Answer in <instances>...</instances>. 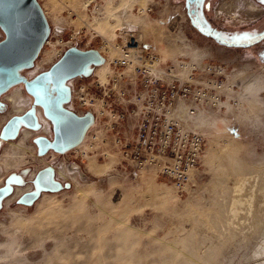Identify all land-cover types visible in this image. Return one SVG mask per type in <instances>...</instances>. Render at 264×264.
<instances>
[{
	"label": "rangeland",
	"instance_id": "1",
	"mask_svg": "<svg viewBox=\"0 0 264 264\" xmlns=\"http://www.w3.org/2000/svg\"><path fill=\"white\" fill-rule=\"evenodd\" d=\"M37 1L47 13L49 43L19 72L29 81L49 70L68 47L96 49L104 57L102 52L111 50L104 41L113 49L128 28L117 26L113 17L104 21L107 4L121 0H92L89 7L87 0ZM128 11L143 18V29H129L160 58L166 73L182 60L196 64L186 103L201 113L196 130L204 145L193 179L179 189L151 169L134 171L104 119L101 135L80 149L39 155L34 138H51L52 124L24 83H12L0 92V132L32 107L40 111L43 126L21 125L16 137L7 139L19 144L22 129L31 131L23 164L6 167L7 142L0 139V187L13 174L21 179L0 201V264H264V0H201L198 6L194 0H136ZM192 21L220 33L221 40ZM4 37L0 28V41ZM198 54L203 65L194 57ZM100 67L75 80L96 91L98 99L102 87L94 83L110 79ZM15 91L21 95L17 111L5 99ZM69 164L83 178L75 168L61 177ZM45 167L55 169L62 188L41 191L30 205L20 203ZM239 198L243 203L234 202ZM13 212L21 222L13 221Z\"/></svg>",
	"mask_w": 264,
	"mask_h": 264
},
{
	"label": "built area",
	"instance_id": "2",
	"mask_svg": "<svg viewBox=\"0 0 264 264\" xmlns=\"http://www.w3.org/2000/svg\"><path fill=\"white\" fill-rule=\"evenodd\" d=\"M135 34L136 31L128 29L122 41L116 42L117 56L102 52L103 60L105 58L113 70L111 68L107 83H94L96 88L102 87L101 99L96 97V91L75 83L81 77L76 76L65 80L70 99L63 105L64 108L70 105L72 111L66 109L78 116L92 114L93 123L85 132L84 143L101 135L98 126L104 119L101 122L116 133L113 136L121 155L134 171L151 169L182 189L193 179L204 145L202 134L193 129L188 120L183 123L176 117L179 103L188 100L190 83L197 76L192 71L189 75L192 81L184 77L183 60L174 65L176 71L166 73L160 58L136 39ZM61 40H64L62 36ZM195 111L191 105L188 107V113ZM83 145L72 149H80Z\"/></svg>",
	"mask_w": 264,
	"mask_h": 264
},
{
	"label": "water",
	"instance_id": "3",
	"mask_svg": "<svg viewBox=\"0 0 264 264\" xmlns=\"http://www.w3.org/2000/svg\"><path fill=\"white\" fill-rule=\"evenodd\" d=\"M193 25L202 33L214 39H220V33H211L201 24ZM0 28L5 34L0 41V92L12 83L23 82L25 89L34 98V105L41 108L42 114L52 124L53 137L37 136L34 142L39 155L49 150L64 152L78 145L93 116L87 112L78 116L64 108V102L70 99V90L65 80L76 76H88L91 69L103 62L96 49L81 50L68 48L49 70L38 74L32 80L17 75L20 66H31L49 36V22L37 0H0ZM9 74L6 75V73ZM11 72V73H10ZM87 73V74H86ZM21 125L32 129L41 126L35 107L23 115L14 116L7 121L0 132V139L14 138ZM43 178V179H42ZM21 179L12 175L3 187H0V201L11 193V183H20ZM34 189L21 195L19 202L30 205L41 191H58L62 184L55 179L54 169L45 167L39 170L32 181ZM66 186H69L66 184Z\"/></svg>",
	"mask_w": 264,
	"mask_h": 264
},
{
	"label": "bare ground",
	"instance_id": "4",
	"mask_svg": "<svg viewBox=\"0 0 264 264\" xmlns=\"http://www.w3.org/2000/svg\"><path fill=\"white\" fill-rule=\"evenodd\" d=\"M91 2H92V0H87V1H85V4H86V7H89L90 5H91ZM134 2H136V0H121V2L117 5V6H115L114 4H113V2L112 1H110L108 4H107V6H106V13H105V18H104V21L105 22H108V20L111 18V17H113L114 19H115V22L118 24L117 26H122V28H124L125 26H127L128 28H125V30L124 31H122L121 32V34H125V32L130 28V27H132V26H137V27H140L141 29H143V27H144V22H143V18H141V17H132L130 14H129V8H130V6L132 5V3H134ZM243 3V2H242ZM232 5V4H231ZM233 7V6H232ZM142 8H143V6H142ZM236 8V7H235ZM43 9V8H42ZM43 12H44V14H45V16L47 15V13H46V11H44L43 10ZM46 18H47V16H46ZM49 22V21H48ZM50 26V25H49ZM133 31H135V30H133ZM54 32H56V33H59L60 32V30H58V29H54ZM46 41H47V39H46ZM44 42V44H43V46H45V44H47V43H49V40H48V42ZM105 43V45L106 46H108L107 47V51H109V49H111L110 50V56L111 57H113V56H117V54H118V51H117V49H115V47L112 49V47H113V45L111 44V41H104ZM104 45V46H105ZM42 46V47H43ZM70 46V45H69ZM68 48H71V47H68ZM103 48V47H102ZM98 53L100 54V52L98 51ZM173 53V52H172ZM61 55H62V53H61ZM60 55V56H61ZM101 55V54H100ZM184 55H186L187 57H190L191 58V56H188L189 54H187V53H185ZM183 55V56H184ZM38 56V55H37ZM102 56V55H101ZM185 56V57H186ZM197 56H200V59L199 60H201V61H198L197 63L198 64H201L202 65V61H203V59H204V57H202V55H194V57H196L197 58ZM173 57V56H172ZM37 58V57H36ZM199 58V57H198ZM176 59V58H175ZM191 59H193V58H191ZM173 60V59H172ZM177 60H178V58H177ZM190 62V61H189ZM187 63V62H184L183 63V65H182V67H181V72H183V74H184V77H186L187 76V79L189 80V81H192V78L189 76L191 73H192V71L194 70V63ZM32 66V65H31ZM31 66H28V65H25V66H20L18 69H17V71H18V73H17V75H19L20 73L19 72H21V70L23 71V70H25V69H27V68H29V67H31ZM98 66H101L100 68H102V69H104V71H106L105 72V74H106V76H108V73L111 71L110 69H111V67L109 66V64L107 63V62H105L104 60H103V62L102 63H100V64H98ZM38 69V68H37ZM90 69H92V66H88L87 67V71L88 70H90ZM35 72V71H34ZM11 73V72H10ZM7 74H9V72H7L6 73V75ZM87 74V73H86ZM106 81H107V79H106ZM105 81V82H106ZM20 83V82H19ZM10 88V87H9ZM30 95V94H29ZM21 95H19L18 94V92H16L15 91V93H13V94H11V95H7L6 97H5V99L6 100H9L12 104H13V110H19L18 109V106L20 105V102L19 101H21V97H20ZM31 96V95H30ZM32 97V96H31ZM21 103H24V102H21ZM68 103H70V102H68ZM189 104V103H188ZM188 105H187V103H186V101H181L180 103H179V107H178V110H177V113H176V117H179L180 119H181V121L183 122V123H185L186 122V120H188V123L191 125V127L193 128V129H198L199 127H200V122H199V119H198V117L201 115V113H194V115L193 114H190V113H188ZM193 107V106H192ZM38 108H40V107H38ZM66 108L67 109H69V110H71L72 111V108H71V106L69 105V107L68 106H66ZM40 110H41V108H40ZM15 112V111H14ZM42 112V111H41ZM16 114H20V113H16ZM38 116H39V114H40V111H38ZM14 115H15V113H14ZM43 115V114H42ZM43 118L44 119H46L49 123H50V121L46 118V117H44V115H43ZM40 120V119H39ZM2 121H1V119H0V123H1ZM46 121H44V124L46 125ZM187 123V122H186ZM42 126H43V124H41ZM51 125V124H50ZM29 129V128H28ZM28 129H22V132H21V134H20V136H19V139H20V143L19 144H16L14 141H9V142H7V145L5 146V148H4V153H5V159H4V163H5V165H6V167L7 166H9V167H11V166H15L16 164H23L25 161H24V158H23V155H24V151H25V147H26V139L27 138H29L30 136H31V131H29ZM51 130H52V127H51ZM50 130V131H51ZM20 130H18V132H19ZM87 134V133H86ZM86 134H85V136L84 137H86ZM52 137H53V130H52ZM83 137V139H85ZM50 139V138H49ZM82 139V141L78 144V145H76L75 147H79V146H81V145H83V143H84V140ZM9 140V139H8ZM5 141H7V139L5 140ZM5 141H3V145H4V142ZM0 147H1V142H0ZM3 147V146H2ZM58 153H60V152H58ZM4 155V154H3ZM25 156V155H24ZM71 166V165H70ZM76 166L74 165V166H71L70 168H67V170H64L63 171V173L61 174L62 176L61 177H63V178H65V177H67V176H69L71 173H73L72 171L73 170H75L76 168H75ZM15 168V167H14ZM73 168H75V169H73ZM89 168H91L90 170L92 171V169H96L95 168V166L94 165H92V164H89ZM73 169V170H72ZM1 170V169H0ZM55 170V169H54ZM78 170V169H77ZM76 171V170H75ZM74 171V172H75ZM71 172V173H70ZM77 172V171H76ZM78 173L80 174V176H82V174H81V172H80V170H78ZM56 177V176H55ZM9 179V178H8ZM238 187V186H237ZM242 188H238L236 191H239V190H241ZM80 192H82V195H84V194H87V193H84V190H82V191H80ZM79 192V193H80ZM15 194V193H14ZM18 194V193H17ZM16 194V195H17ZM80 195V194H79ZM81 199V198H80ZM244 200V199H243ZM241 198H239V199H237L236 201H234V202H236V203H243L242 201H243ZM57 204V203H56ZM81 204V203H80ZM77 204H75V206H76ZM74 206V207H75ZM77 207V206H76ZM49 208V207H48ZM41 211V210H40ZM49 211V210H48ZM234 212V214L236 213V211H235V209L233 210ZM42 213V212H41ZM12 216H14V222L15 221H22V218L17 214V213H14L13 212V214H12ZM13 226V225H12ZM20 228V227H19Z\"/></svg>",
	"mask_w": 264,
	"mask_h": 264
},
{
	"label": "snow or ice",
	"instance_id": "5",
	"mask_svg": "<svg viewBox=\"0 0 264 264\" xmlns=\"http://www.w3.org/2000/svg\"><path fill=\"white\" fill-rule=\"evenodd\" d=\"M195 4L198 6L201 3V0H194ZM43 179V178H42Z\"/></svg>",
	"mask_w": 264,
	"mask_h": 264
},
{
	"label": "flooded vegetation",
	"instance_id": "6",
	"mask_svg": "<svg viewBox=\"0 0 264 264\" xmlns=\"http://www.w3.org/2000/svg\"><path fill=\"white\" fill-rule=\"evenodd\" d=\"M191 1H193V0H191ZM48 138H49V137H48ZM51 138H52V137H51ZM7 141H8V140H7ZM7 141H6V142H7ZM5 144H6V143H5ZM3 146H4V145H3Z\"/></svg>",
	"mask_w": 264,
	"mask_h": 264
}]
</instances>
